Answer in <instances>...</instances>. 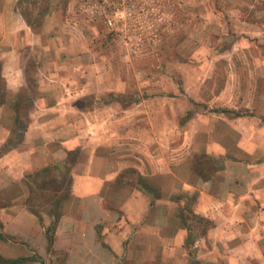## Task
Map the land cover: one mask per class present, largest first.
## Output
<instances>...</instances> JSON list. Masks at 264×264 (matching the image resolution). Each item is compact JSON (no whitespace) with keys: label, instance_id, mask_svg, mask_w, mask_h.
Masks as SVG:
<instances>
[{"label":"crops","instance_id":"1","mask_svg":"<svg viewBox=\"0 0 264 264\" xmlns=\"http://www.w3.org/2000/svg\"><path fill=\"white\" fill-rule=\"evenodd\" d=\"M233 1L229 14L239 47L264 43V0ZM37 4L0 2V259L123 264L137 241L144 249L139 264H264L259 84L251 89L249 112L209 121L201 113L185 123L176 113L164 121L161 103L147 106L143 90L127 101L126 90L108 87L101 68L81 73L84 64L102 61L98 52L89 57L92 42L76 9L61 19L53 8L36 14ZM251 79L264 81V71ZM89 97L94 104H83ZM182 126L187 156L175 160L168 152ZM75 150L69 169L74 204H38L37 177L68 163ZM205 156L217 160L212 170L200 168ZM119 220L126 232L116 227Z\"/></svg>","mask_w":264,"mask_h":264},{"label":"rangeland","instance_id":"2","mask_svg":"<svg viewBox=\"0 0 264 264\" xmlns=\"http://www.w3.org/2000/svg\"><path fill=\"white\" fill-rule=\"evenodd\" d=\"M234 3L238 2L38 0L39 11L36 14L53 8L63 19L68 15V9H76L75 16L81 23L87 24V39L92 42L91 49L94 52L89 57L98 52L94 56L100 57L102 61L100 66L84 64L81 73L101 68L100 72L107 76L104 80L108 87L126 90L127 101L135 100L136 92L143 90L147 106H159L161 103L164 121L169 122L171 117L174 121L177 113V121L185 123L196 119L201 113L207 114L206 120L209 121L214 116L249 112L246 106L251 102L252 87L258 83L259 90H264V81L254 82L251 79L252 74L264 71V43L256 40L253 47H239V36L234 31L229 14V8ZM108 19L113 20V25L108 24ZM104 57L110 61L109 65H103V61H106ZM36 70L32 66L31 75ZM91 84L98 85L96 81H91ZM234 92L237 94L234 95ZM155 93H162V98L156 101L149 98ZM93 102L91 97L82 101L87 105ZM215 118L214 121L222 120ZM150 121L146 118L143 122ZM176 132L179 135L173 142L176 148L168 153L172 152L175 160H182L187 156L186 128L179 127ZM124 141L122 151L126 152V137ZM75 156L77 150L70 156L68 163L53 165L46 171L47 175L37 177L35 184L40 192L38 199H35L38 204L46 205L50 200L63 206L74 204L69 169ZM214 163L218 162L211 156L202 157L199 161L203 171L212 170ZM119 218L123 219L121 216ZM118 222L116 227L126 232L125 224L120 220ZM7 237L12 242H18L11 235ZM147 243V248L152 250L147 257L150 261L155 242L152 240ZM124 244L126 248V241ZM142 250L139 242L134 241L131 256L127 260L124 255L121 262L139 264V252ZM0 264L13 263L0 259Z\"/></svg>","mask_w":264,"mask_h":264},{"label":"trees","instance_id":"3","mask_svg":"<svg viewBox=\"0 0 264 264\" xmlns=\"http://www.w3.org/2000/svg\"><path fill=\"white\" fill-rule=\"evenodd\" d=\"M23 104H24V105H23V108H26V107H28V108H29V107H30L29 103H27V102H25V101H24V103H23Z\"/></svg>","mask_w":264,"mask_h":264},{"label":"built area","instance_id":"4","mask_svg":"<svg viewBox=\"0 0 264 264\" xmlns=\"http://www.w3.org/2000/svg\"><path fill=\"white\" fill-rule=\"evenodd\" d=\"M108 24H110V25H113V20L112 19H108Z\"/></svg>","mask_w":264,"mask_h":264}]
</instances>
